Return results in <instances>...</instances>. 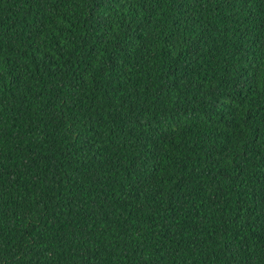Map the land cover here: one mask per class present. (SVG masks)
<instances>
[{"label": "trees", "instance_id": "1", "mask_svg": "<svg viewBox=\"0 0 264 264\" xmlns=\"http://www.w3.org/2000/svg\"><path fill=\"white\" fill-rule=\"evenodd\" d=\"M0 264H264V0H0Z\"/></svg>", "mask_w": 264, "mask_h": 264}]
</instances>
